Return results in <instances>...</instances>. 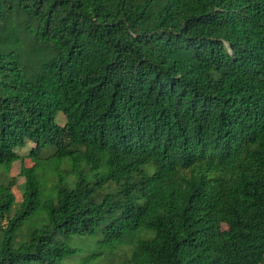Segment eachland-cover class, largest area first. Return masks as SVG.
<instances>
[{
  "label": "trees",
  "instance_id": "obj_1",
  "mask_svg": "<svg viewBox=\"0 0 264 264\" xmlns=\"http://www.w3.org/2000/svg\"><path fill=\"white\" fill-rule=\"evenodd\" d=\"M117 252L264 264V0H0V264Z\"/></svg>",
  "mask_w": 264,
  "mask_h": 264
},
{
  "label": "rangeland",
  "instance_id": "obj_2",
  "mask_svg": "<svg viewBox=\"0 0 264 264\" xmlns=\"http://www.w3.org/2000/svg\"><path fill=\"white\" fill-rule=\"evenodd\" d=\"M47 91H48V92L51 91V87H48V88H47ZM56 121H57V122L59 121V123L62 124V122H61V121H62V120H61V113H59V114L57 115V117H56ZM31 146H32V144H31V143H28V144L26 145V147L23 148V150L20 151V153H21V154H25V153H27ZM21 165H24V166H27V167H28V166L31 165V163H30V161H28V160H25V161H23L22 163H16V164L13 166L12 170H11L10 176H11V178H12V182H11V187H10V188H11V191L13 192V194H14V196H15V200H16L17 202H20V201H21V194H20V191H19V189H18V185H19L20 183H22V181H23V178L20 176V167H21ZM120 255H121V253H120V252H117L116 254H114L113 256H111V257H110L111 262H113V263L116 264L117 261L120 260ZM105 261H109V259L106 258Z\"/></svg>",
  "mask_w": 264,
  "mask_h": 264
}]
</instances>
